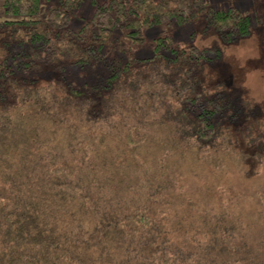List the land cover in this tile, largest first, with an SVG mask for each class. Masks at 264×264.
Segmentation results:
<instances>
[{
	"label": "rangeland",
	"instance_id": "374dc122",
	"mask_svg": "<svg viewBox=\"0 0 264 264\" xmlns=\"http://www.w3.org/2000/svg\"><path fill=\"white\" fill-rule=\"evenodd\" d=\"M5 1L0 0V60L18 46L19 33L27 26L19 21L49 23L51 10L62 7L61 0H41L37 13L18 16L5 11ZM188 3L185 13L190 17L186 21L180 23L174 18L143 27L141 41L114 40L105 46L104 60L93 67L74 68L67 74V81L80 88L88 83L107 92L104 97L108 102H97L92 115L88 113L89 100L68 99L60 86L47 88L54 99L68 103V113L74 114L79 131L85 135L83 150L74 155L65 153V157L76 166L78 158L83 157L92 176L102 170L98 180L105 191L101 189L91 205L97 210L96 218L115 214L112 216L118 224L120 247H116L118 253L112 262L136 264V253L143 251L148 236L161 234L147 258L144 253L140 255L145 264L159 262L164 256L197 261L201 259V249L209 261L217 255L218 264L232 261L264 264V0H201L202 5L198 0H188ZM209 7H237L247 13L250 33L222 42L207 21ZM93 9L92 0H82L67 13L69 26L79 30L89 21ZM163 36H169L176 49L188 51L190 46H196L216 57L209 64L185 68L182 72L163 62L139 67L128 79L119 81L115 90L103 87L112 71L113 53H119L120 45L124 49L120 55L148 57L154 52L155 39ZM194 78L198 80L194 82ZM184 79L188 82H183ZM194 84L209 94L222 92L229 102V116L214 141V145L221 144L220 149L212 151V143L201 144L193 137L179 139L176 127L171 124L173 120L167 115L181 107L175 96L189 93ZM89 86L83 89L97 91ZM140 116H147L143 118L146 120L140 119L141 122ZM131 125L144 127L139 144H129L123 139ZM117 140L123 143L118 144ZM93 148L103 161V169ZM249 159L256 170H240L239 161ZM84 187L82 184L78 193ZM59 189L60 193L67 191ZM139 208L145 209L152 220L150 228L143 229L136 239L126 230L136 229L133 215ZM178 210L182 212L178 214ZM119 222L127 229H119ZM223 240L234 245L227 251L232 259L223 260L224 252L220 253Z\"/></svg>",
	"mask_w": 264,
	"mask_h": 264
},
{
	"label": "trees",
	"instance_id": "16d2710c",
	"mask_svg": "<svg viewBox=\"0 0 264 264\" xmlns=\"http://www.w3.org/2000/svg\"><path fill=\"white\" fill-rule=\"evenodd\" d=\"M81 1L61 0L62 7L51 10L49 23L19 21L27 26L19 33L18 46L0 60V264H121L112 262L118 253L116 247H120L115 214L96 218L97 210L91 205L100 190H104L98 180L102 170L92 176L83 157L78 158V166L65 157V153L74 155L83 150L85 135L79 131L74 114L68 113V103L54 99L47 88L60 86L68 99L89 100L88 113L92 115L97 102H108L104 97L107 92L88 83L80 88L67 81V74L74 68L93 67L104 60L105 46L114 40L141 41L143 27L174 18L180 23L186 21L190 17L185 13L189 3L188 0H92L94 9L89 21L75 31L66 17ZM40 2L6 0L5 11L31 16L37 13ZM206 17L222 42L236 40L251 31L250 17L237 7H209ZM118 50V54L113 53L112 71L105 78L104 88L115 90L119 81L128 79L139 67L163 62L182 72L185 68L209 64L216 57L196 46H190L188 51L176 49L169 36L157 37L154 52L148 57L120 55L124 52L121 45ZM197 80L194 78V82ZM83 86L97 91L87 92ZM176 97L181 107L167 115L175 121L171 124L176 127L179 139L193 137L201 144L212 143V151L220 149L221 144L214 145V141L230 111L222 92L209 94L194 84L192 91ZM146 117L140 116L138 120ZM143 132L144 127L131 125L123 139L129 144H139ZM89 140L92 141L91 137ZM228 143L224 144V150ZM100 164L103 169V161ZM239 164L240 170H256L251 159ZM82 184L84 190L78 193ZM59 188L67 191L60 193ZM151 220V215L139 208L133 215L135 230L128 231L121 222L118 228L127 229L128 235L138 239L143 229L150 228ZM157 236H148L143 251L136 253V264H145L142 257L147 258ZM229 247L234 248L230 240L221 242L223 260L232 259L227 255ZM151 264H218V257L215 255L209 261L201 249V259L197 261L164 256Z\"/></svg>",
	"mask_w": 264,
	"mask_h": 264
}]
</instances>
